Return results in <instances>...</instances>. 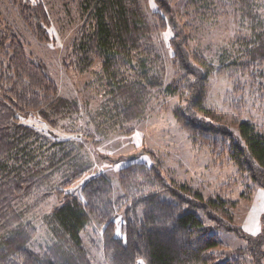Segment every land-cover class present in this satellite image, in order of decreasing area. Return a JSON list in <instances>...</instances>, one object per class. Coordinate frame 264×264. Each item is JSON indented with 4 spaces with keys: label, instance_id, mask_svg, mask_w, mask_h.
Returning <instances> with one entry per match:
<instances>
[{
    "label": "trees",
    "instance_id": "16d2710c",
    "mask_svg": "<svg viewBox=\"0 0 264 264\" xmlns=\"http://www.w3.org/2000/svg\"><path fill=\"white\" fill-rule=\"evenodd\" d=\"M11 1L14 10L0 0L7 16L15 13L34 37L49 41L51 19L45 4L32 0ZM74 1L88 14L87 23H92V29H84L76 43L75 69L86 72L100 62L98 80L124 122L141 120L151 102L152 90L165 87L167 94L178 97L175 117L190 136L210 145L217 144L216 149L219 143L212 144V140L220 138L223 152L243 173L264 187V133L249 121H242L235 131L225 123L209 119L215 115L205 106V98L214 66L190 48L187 32L193 20L215 14L217 2H230L234 12L256 28L259 16L255 0H187L192 14H180L174 0H155L156 11L149 10L148 0ZM8 21L0 17V264H93L82 237V232L90 226L102 229L103 252L108 264H140L141 261L145 264H246L243 257L220 260L219 254L212 251L221 244L213 229H233L236 201L214 196L205 198L200 192L189 194L191 198L181 197L179 188L166 181L157 159L151 166L132 162L123 167L122 194L116 199L114 185L105 175L91 177L80 195L64 194L63 187L89 169L90 164L86 162H69L61 171L58 185L53 184L60 161L54 156L46 160L36 158L32 146L40 132L23 123L21 117L38 111L55 125L58 118L77 113L79 104L76 99L59 93L58 83L48 72L47 64L32 57ZM168 28L173 32L170 48L174 73L167 83L164 61L152 53L157 32ZM253 45L256 47L252 46L243 70L253 74L257 71V75L264 64V40ZM243 106L241 100L235 102L239 113ZM62 144V141L55 142V146ZM43 189L47 191L35 205L54 194L61 202L47 220L53 230L52 238L44 249L36 251L31 248V242L37 228L26 220L32 206L22 205ZM121 209L125 238L115 235ZM243 251L250 264H264V233L250 238Z\"/></svg>",
    "mask_w": 264,
    "mask_h": 264
},
{
    "label": "rangeland",
    "instance_id": "374dc122",
    "mask_svg": "<svg viewBox=\"0 0 264 264\" xmlns=\"http://www.w3.org/2000/svg\"><path fill=\"white\" fill-rule=\"evenodd\" d=\"M43 2L49 12L51 24L48 26L49 41H39L24 26L14 13L7 16L4 6L0 5V17L8 21L26 43L32 57L47 64L48 72L59 86V93L76 99L79 111L67 117H60L55 125L44 119L38 111L22 116L21 121L40 132L34 140L32 150L37 159L53 157L60 161L59 172L52 178L55 186L62 179L61 171L71 161L90 164L81 177L68 186L64 194L80 195L85 183L96 175H105L114 185L113 198L122 194L120 185L121 169L132 162L151 166L157 161L165 173L168 183L181 197H190L200 192L205 198L214 196L236 201L233 209L232 230L214 228L221 244L212 251L219 254L220 260L243 257L250 264L249 257L243 251L250 238L264 233V187L255 183L243 173L228 154L221 149V139L212 140L218 146L201 138L194 139L177 122L175 107L178 97L171 96L165 87L152 90L151 102L141 120L126 123L108 99L103 83L98 80L100 62L86 72L75 69L74 50L84 29L91 30L87 23V13L74 0H32ZM259 16V25H254L234 12L230 2H217L216 13L204 19L193 20V26L187 28L190 36L189 46L204 56L214 66L209 77L205 106L214 111L210 120L227 124L238 131L242 121H249L264 133V64L259 72L243 70L250 59L249 52L255 44L264 40V0H255ZM12 10L11 0H4ZM180 14H192L187 0H174ZM150 11L158 10L155 0H148ZM186 17L182 19L185 20ZM192 21V20H191ZM87 23V26H86ZM171 28L157 32L152 55H160L168 70L167 83L174 73L173 55L170 48ZM236 63L239 64L236 66ZM224 71L222 74L218 70ZM241 100L242 112L235 108V102ZM56 141L62 145L55 146ZM67 154V157H63ZM60 158H63L61 161ZM74 166V165H73ZM182 186L184 188H182ZM190 192H189V191ZM43 189L27 199L22 207L32 206L26 216L37 228L31 242V248L44 249L53 236V230L47 220L54 207L61 202L60 197L52 195L47 201L35 205L37 199L45 193ZM174 200V196L170 195ZM116 237L125 238L122 225L123 209L116 219ZM93 264H108L103 252L102 229L94 226L82 232ZM140 264H145L143 261Z\"/></svg>",
    "mask_w": 264,
    "mask_h": 264
}]
</instances>
